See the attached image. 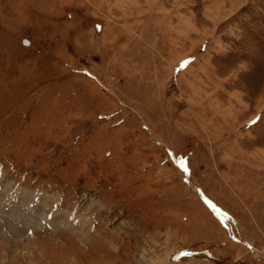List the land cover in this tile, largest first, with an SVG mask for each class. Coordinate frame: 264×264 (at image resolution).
Returning <instances> with one entry per match:
<instances>
[{
    "label": "rangeland",
    "instance_id": "obj_1",
    "mask_svg": "<svg viewBox=\"0 0 264 264\" xmlns=\"http://www.w3.org/2000/svg\"><path fill=\"white\" fill-rule=\"evenodd\" d=\"M0 264H264V0H0Z\"/></svg>",
    "mask_w": 264,
    "mask_h": 264
},
{
    "label": "bare ground",
    "instance_id": "obj_2",
    "mask_svg": "<svg viewBox=\"0 0 264 264\" xmlns=\"http://www.w3.org/2000/svg\"><path fill=\"white\" fill-rule=\"evenodd\" d=\"M43 203H45V204H49V202L48 201H44ZM52 210V209H51ZM6 211V210H5ZM4 211V212H5ZM5 214V213H4ZM10 214V213H9ZM11 215V214H10ZM55 215V214H54ZM58 215V220L61 222V223H63V224H65V225H68V226H75V224L73 223V218H72V216H70V215H68V214H65V213H60V214H57ZM7 216V215H6ZM9 216V215H8ZM6 218V217H5ZM20 218L23 220V218H24V214H21V216H20ZM56 218V217H55ZM52 221V220H51ZM14 225V224H13ZM12 225V226H13Z\"/></svg>",
    "mask_w": 264,
    "mask_h": 264
}]
</instances>
